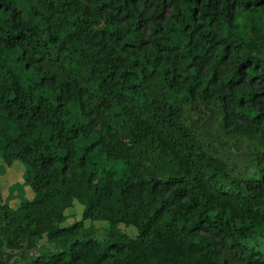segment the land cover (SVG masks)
Instances as JSON below:
<instances>
[{"label": "trees", "instance_id": "16d2710c", "mask_svg": "<svg viewBox=\"0 0 264 264\" xmlns=\"http://www.w3.org/2000/svg\"><path fill=\"white\" fill-rule=\"evenodd\" d=\"M0 160V264H264V0H0Z\"/></svg>", "mask_w": 264, "mask_h": 264}, {"label": "rangeland", "instance_id": "374dc122", "mask_svg": "<svg viewBox=\"0 0 264 264\" xmlns=\"http://www.w3.org/2000/svg\"><path fill=\"white\" fill-rule=\"evenodd\" d=\"M207 128L212 129L211 125L208 121H206ZM0 160V204L8 203L12 208H15L18 205V200L15 199L16 188L15 183H19L22 181V171L24 172V167L20 162H15L13 166L7 167ZM15 187V188H14ZM27 191L34 196L31 188L27 186ZM31 198V196H30ZM82 207L78 204H74L73 208L67 211L68 219L63 224L64 226L71 225L75 221H79L81 219ZM86 225H89L86 222ZM94 236L98 239L103 238L109 231H115L122 234H125L129 237H136L137 231L133 227H127L124 225H118L116 227H111L107 223H94ZM43 248L51 249L52 246L46 244L43 241L38 242L36 252L42 250Z\"/></svg>", "mask_w": 264, "mask_h": 264}, {"label": "crops", "instance_id": "0c3cea01", "mask_svg": "<svg viewBox=\"0 0 264 264\" xmlns=\"http://www.w3.org/2000/svg\"><path fill=\"white\" fill-rule=\"evenodd\" d=\"M13 164L11 166H13ZM21 175H22V181L19 182V183H15V187H17L16 190H15L16 191V193H15V199L19 201L18 202V205L15 208H12L8 203H6L12 209L18 208V206L20 205V203H21L22 200H28V201H30V200H32L34 198V196H32V194L29 193V191H27V188H28L27 186L28 185H26L24 183V177H23L24 172L23 171H22V174ZM30 196H31V198H30Z\"/></svg>", "mask_w": 264, "mask_h": 264}]
</instances>
